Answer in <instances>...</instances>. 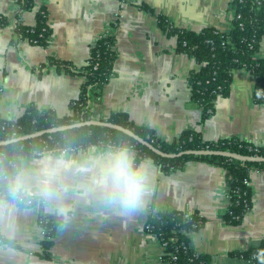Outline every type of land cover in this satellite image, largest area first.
<instances>
[{
	"label": "crops",
	"instance_id": "0c3cea01",
	"mask_svg": "<svg viewBox=\"0 0 264 264\" xmlns=\"http://www.w3.org/2000/svg\"><path fill=\"white\" fill-rule=\"evenodd\" d=\"M31 1V8L21 9L15 0H0L1 119L16 120L29 107L70 116L91 48L110 37L112 73L100 94L92 96L93 119L107 121L123 113L163 142L192 132L201 141L264 147V105L254 99L253 74L234 70L228 94L217 96L204 117L189 86V75L200 65L160 25L162 18L170 28L227 32L232 0ZM40 9L50 30L43 45L16 33V26L35 25ZM256 55L264 59V35ZM51 61L66 63L70 70ZM109 147L21 158L19 171L25 174L29 195L40 203L17 205L0 195V264H163L161 243L146 224L170 211L202 218L187 237L190 248L207 257L206 264H251L236 253L264 240V162L245 167L250 206L237 223H229L224 218L230 203L226 169L195 157L169 173L152 158H141L147 175L143 203L131 210L110 203L94 164ZM44 216L59 221L46 251L39 223Z\"/></svg>",
	"mask_w": 264,
	"mask_h": 264
},
{
	"label": "trees",
	"instance_id": "16d2710c",
	"mask_svg": "<svg viewBox=\"0 0 264 264\" xmlns=\"http://www.w3.org/2000/svg\"><path fill=\"white\" fill-rule=\"evenodd\" d=\"M19 8L29 9L31 0H18ZM230 9L233 11L231 28L227 32H221L214 27H206L198 32L185 31L170 28L160 18V25L164 30L177 36L178 49L182 50L196 60L199 69L189 75L191 98L202 109L206 117L212 110L213 101L217 96H225L229 91L232 72L238 69L250 71L255 78L254 99L264 105V59L257 57L259 43L264 35V0H232ZM32 29V30H31ZM16 33L20 38L37 39L38 44L47 42L50 30L46 24V15L43 9L37 12V21L33 26H16ZM114 40L110 37L99 39L91 48L90 63L85 66L84 85L75 104L71 105L72 114L65 117H57L52 112H38L34 107H29L16 120L6 121L0 118V141L27 135L40 130L68 125L79 121L90 120L88 114H83V109L89 96H98L100 89L107 82L112 73V64L115 57ZM97 67L93 69V64ZM56 68L70 70L66 63L51 61ZM89 85L91 92L87 93ZM258 89H261L260 93ZM108 122L133 130L135 134L157 147L164 153H176L186 149H211L226 150L242 155H253L247 150L246 144L232 140L201 141L192 132H184L177 140L163 142L157 139L151 129L137 126L123 113L111 115ZM15 137H12V135ZM126 145L136 153L138 161L143 157L155 160L163 172L169 173L181 169L184 163L192 158L211 161L223 166L227 173V185L229 187L230 203L224 213V218L229 223H237L250 206L248 188L242 184L247 177L246 166L253 162H240L219 156H189L177 158H163L136 143L132 138L122 132L103 126H82L61 132L43 134L39 137L0 145V195L17 205H34L40 203V199L33 195H26L21 199L12 198L7 191V183L10 176L20 168L21 158L36 156L53 148L79 147L83 150L91 146H115ZM263 147L258 154L262 155ZM264 165V163H260ZM231 177L232 179H229ZM238 191V196L236 195ZM235 217H238L237 219ZM203 221L195 212L170 211L156 214L147 221L152 227V232L161 233L167 246L162 255L163 264H206L207 257L194 252L189 246L187 234L196 221ZM41 226L45 231L43 242L46 251L52 243V236L58 224V219L40 217ZM181 230V231H180ZM175 237V240H170ZM194 254H196L194 256ZM175 255V259L171 258ZM241 258L248 259L252 264H264V240L258 246L247 251L236 253ZM255 255V256H254Z\"/></svg>",
	"mask_w": 264,
	"mask_h": 264
},
{
	"label": "clouds",
	"instance_id": "9594fccd",
	"mask_svg": "<svg viewBox=\"0 0 264 264\" xmlns=\"http://www.w3.org/2000/svg\"><path fill=\"white\" fill-rule=\"evenodd\" d=\"M99 171V183L105 186V198L113 204L135 209L143 203L147 187L144 165L138 162L126 145L111 146L95 159ZM47 169H45V172ZM8 194L21 199L30 194L25 174L17 171L7 183Z\"/></svg>",
	"mask_w": 264,
	"mask_h": 264
},
{
	"label": "water",
	"instance_id": "95a60500",
	"mask_svg": "<svg viewBox=\"0 0 264 264\" xmlns=\"http://www.w3.org/2000/svg\"><path fill=\"white\" fill-rule=\"evenodd\" d=\"M90 125L103 126V127L109 128V129L116 130L118 132H122L125 135H127L128 137L132 138L136 143L140 144L141 146L146 147L152 153H154L160 157H163V158H177V157H181L184 155H189V156H194V155L195 156H219L220 155L221 157H225V158L232 159V160H237L240 162H264V156L242 155L239 153L226 151V150L186 149V150H182V151H179L176 153H164V152L160 151L157 147H155L153 144L148 142L146 139L141 138L140 136L135 134L133 132V130H131L129 128H124V127L117 125V124H114L112 122L95 120V119L86 120V121H79V122H75V123L68 124V125L67 124L66 125H60V126L44 129L43 131L40 130V131L30 133L27 135H22L19 137L17 136L16 138H13V139L0 141V145H6V144L13 143V142H18V141H22V140H27V139L39 137L43 134L56 133V132H61V131H65V130L68 131V129L78 128V127H82V126H90Z\"/></svg>",
	"mask_w": 264,
	"mask_h": 264
},
{
	"label": "built area",
	"instance_id": "2783aa9c",
	"mask_svg": "<svg viewBox=\"0 0 264 264\" xmlns=\"http://www.w3.org/2000/svg\"><path fill=\"white\" fill-rule=\"evenodd\" d=\"M15 1L18 2V0H15ZM28 41L30 43H33V44H38L37 39H28ZM90 60H91V58H89V60L87 62V65L90 63ZM96 67H97V64L94 63L93 64V69H95ZM86 89H87V93L91 92V88H90L89 85L86 86ZM260 91H261V89H258V92L259 93H260ZM258 98L262 99V98H264V95L263 94H259L258 95ZM91 99H92V96H89L88 99H87V101H86V105L83 108L85 110L82 112L83 114H88L90 120L93 119L92 118L93 108H92V105H91V101H92ZM75 101L73 102V104H75ZM12 137H15V135L13 134ZM246 147H247V150L249 152H252L253 155H251V156H264V147H263V152H262L263 154L262 155L258 154L260 152V147H255V146H246ZM79 151H83V149L82 148H79V147H65V148L64 147L63 148L61 147V148H53V149H50V150H46L43 153H39L38 155H42V154H45V153L53 154V155H59V154L64 155V154H70V153H75V152H79ZM246 178H244L243 181H242V184L245 187H247L248 186V183H249L248 179H246ZM229 179H232V178L229 177ZM236 195L237 196L239 195L238 194V191H236ZM229 200H230V198H229ZM154 216H152V217H154ZM235 218L237 219L238 217H235ZM202 223H203V221L198 220V221H196L195 223L192 224V228L188 232H186V231H182V232L185 233V234H188L190 231H193V230L196 231V229L199 228L202 225ZM41 228H42V234H43V236L45 238L44 228L42 226H41ZM146 230H147V232L153 233L159 239V241L161 243V246H162V250H163L162 255H164L165 254L164 253V250H165V247L167 246V241L163 239L162 234L161 233H154V232H152L153 227L149 223L146 224ZM170 240H175V237H172ZM195 255L196 254H194V256ZM171 258L172 259H175L176 257H175V255H171ZM250 263L252 264L251 261H250Z\"/></svg>",
	"mask_w": 264,
	"mask_h": 264
}]
</instances>
